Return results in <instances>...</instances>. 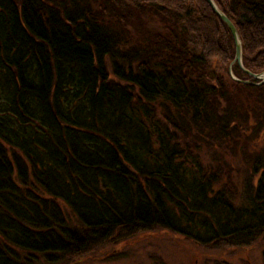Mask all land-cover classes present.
<instances>
[{
    "label": "trees",
    "instance_id": "trees-1",
    "mask_svg": "<svg viewBox=\"0 0 264 264\" xmlns=\"http://www.w3.org/2000/svg\"><path fill=\"white\" fill-rule=\"evenodd\" d=\"M264 70V0H214ZM206 0H0V264L164 229L264 233V82ZM264 264V253H263Z\"/></svg>",
    "mask_w": 264,
    "mask_h": 264
},
{
    "label": "rangeland",
    "instance_id": "rangeland-1",
    "mask_svg": "<svg viewBox=\"0 0 264 264\" xmlns=\"http://www.w3.org/2000/svg\"><path fill=\"white\" fill-rule=\"evenodd\" d=\"M231 62L228 74L230 76L231 71L236 77ZM263 253L264 233L243 247L205 246L156 228L128 240L108 241L92 252L72 259L69 264H263Z\"/></svg>",
    "mask_w": 264,
    "mask_h": 264
},
{
    "label": "water",
    "instance_id": "water-1",
    "mask_svg": "<svg viewBox=\"0 0 264 264\" xmlns=\"http://www.w3.org/2000/svg\"><path fill=\"white\" fill-rule=\"evenodd\" d=\"M206 2L209 4V6L213 10V12L219 17V19H221L224 22V24L227 26V28L229 29V31L231 33L233 44H234V56H233V60L231 63H236L243 72H245L251 78L256 79L257 82L255 84L263 83L264 82V70L261 72H258V73H253V72L247 70L242 64V61H241V54H242L241 53V40H240V37L238 35V32H237L234 24L226 16V14L222 10H220V8L217 6V4L215 3L214 0H206ZM230 76L232 77V79H234L238 82L250 83V81H248V80L243 81V80H240V79L234 77L231 74V71H230Z\"/></svg>",
    "mask_w": 264,
    "mask_h": 264
}]
</instances>
